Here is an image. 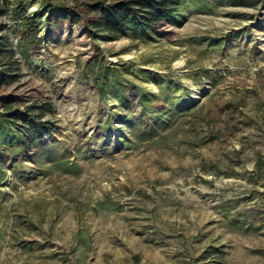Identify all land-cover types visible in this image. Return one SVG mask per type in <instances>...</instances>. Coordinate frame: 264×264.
Returning <instances> with one entry per match:
<instances>
[{"label":"rangeland","instance_id":"rangeland-1","mask_svg":"<svg viewBox=\"0 0 264 264\" xmlns=\"http://www.w3.org/2000/svg\"><path fill=\"white\" fill-rule=\"evenodd\" d=\"M45 1L21 6L35 18ZM195 5L161 37L84 44L75 25L67 42L47 49L45 38L43 55L26 59L11 1L0 16L18 66L10 86L25 104L50 102L43 119L76 125L77 93L108 68L158 96L168 81L182 109L202 107L206 120L193 130L192 119H180L128 145L118 129L106 147L79 150L54 136L41 170H8L0 184V264H264V175L256 170L257 152L264 158V0ZM37 16L42 36L45 14ZM101 98L105 114L125 113L111 91Z\"/></svg>","mask_w":264,"mask_h":264},{"label":"trees","instance_id":"trees-1","mask_svg":"<svg viewBox=\"0 0 264 264\" xmlns=\"http://www.w3.org/2000/svg\"><path fill=\"white\" fill-rule=\"evenodd\" d=\"M11 1L0 0V16L10 10ZM13 1L18 6L13 9L12 16L16 21L13 28L26 59L32 58L30 53L43 55L42 40L45 38L48 40L47 49H52L62 39L67 42L75 25L81 30L79 40L84 44H95L96 40L113 41L130 34L146 39L161 37L168 31L166 25L180 24L186 19L184 8L190 10L196 7V0H193L195 4H189L188 0H117L110 3L98 0L78 8L46 0L44 9L38 12L42 17L45 14L44 33L39 36L38 14L35 18L28 17L26 9L21 6L22 0ZM89 7L94 8V14H90ZM5 27L6 23L0 22V184L6 179L8 170L19 169L24 176L30 173V169L41 170L42 162H45L42 159L50 150L49 143L54 136L67 146L76 145L79 150L96 144L106 147L112 131L118 129L120 134L130 136V139L121 138L128 145L154 140L180 119H192L193 130L206 120L200 114L202 107L182 109L181 103L168 92V81L164 94L158 96L128 80L122 82L114 74L107 75L108 68H104L102 82H94L77 93L81 101L79 122L60 128L52 120L43 119L44 115L53 111L50 102L25 104V96L10 86L17 77L14 71L18 66L13 59L14 51L6 48L9 40L8 35L3 33ZM226 42L227 39H224L223 45ZM110 91L125 110L124 114L116 117L112 112L104 113L105 107L99 100ZM114 122L120 126H114ZM256 155V170L264 175V158L260 152Z\"/></svg>","mask_w":264,"mask_h":264}]
</instances>
